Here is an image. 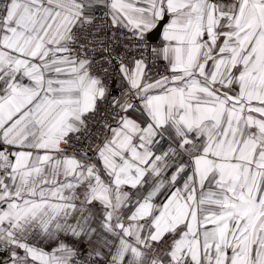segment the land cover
Segmentation results:
<instances>
[{"label":"snow or ice","instance_id":"6c2138e0","mask_svg":"<svg viewBox=\"0 0 264 264\" xmlns=\"http://www.w3.org/2000/svg\"><path fill=\"white\" fill-rule=\"evenodd\" d=\"M0 264H264V0H0Z\"/></svg>","mask_w":264,"mask_h":264}]
</instances>
